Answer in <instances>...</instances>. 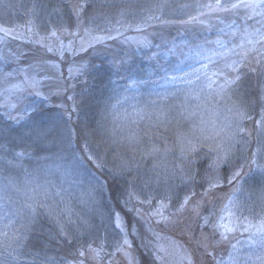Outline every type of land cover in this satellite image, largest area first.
Instances as JSON below:
<instances>
[{"label":"trees","instance_id":"trees-1","mask_svg":"<svg viewBox=\"0 0 264 264\" xmlns=\"http://www.w3.org/2000/svg\"><path fill=\"white\" fill-rule=\"evenodd\" d=\"M207 1L87 0L78 21L70 6L77 0H0V25L20 33L31 27L34 38L36 33L49 35L50 27L61 29L58 33L63 36L69 33L77 38L85 29L109 36L114 26L127 27L116 38H106L102 45L61 63L56 58L53 64L39 65L35 61L39 51L34 49L36 56L32 57L28 41L8 45L20 65L14 66L13 60L0 52V88L5 87L1 83L7 78L20 76L22 66L32 77L45 76L48 87L61 86L58 96L50 99L21 96L20 116L15 120L16 111L2 103L0 96V208L5 223V230L0 232V264H76L80 259L77 250L82 246L98 248L103 244L104 252H111L121 232L137 264L160 263L158 247L174 236L165 221L150 215L157 202H143L136 195L152 191L156 186L151 180L161 179L164 169L177 165L185 171L186 181L168 187L160 182L156 191L168 202L165 215L170 216L183 197L205 194L209 177L218 180L220 187L208 192V197L214 198L219 188L225 191L237 186L248 195L255 212H264V174L255 171L253 162V153L264 151V127L258 129L256 125L264 113V42L256 43L264 35V8L256 10L259 15L246 9L197 10V5ZM234 2L238 0H222L225 4ZM154 13L160 20L145 25L146 18ZM192 16L197 19L179 23ZM245 32L249 36L242 39ZM213 52L218 57L209 67L212 75L217 72L212 76L217 81L210 89H202V109L193 108L190 113L186 111L190 116L182 115L184 104L179 95L171 98V92L165 90L166 94L163 81L179 66H189L196 56ZM220 52H224L222 57ZM227 65H234L236 71ZM72 66L79 70L69 77ZM237 75L240 79L221 91V85ZM69 95L71 100H67ZM123 96L133 100L124 101L122 106ZM217 100L220 106L215 104ZM239 113L246 117L240 119ZM214 115L226 124L231 120L234 127L231 145L225 142L224 149L229 152L218 165L215 155L216 148H221L218 135L222 126L219 130L208 126L215 136L207 130L198 136L194 128L202 127V116L207 119ZM147 131L160 149L169 144L177 149L184 144L178 137L183 134L185 144L190 140V156L161 168L157 154L150 151L152 144L142 140ZM236 171L240 177L229 184ZM26 204L35 211L28 210ZM213 206L214 202L207 200L201 217L213 215ZM202 218L195 236L212 232ZM148 223L163 228L164 235L154 228L151 233L144 230L143 224ZM61 228L67 235L61 234ZM109 259L101 264H114Z\"/></svg>","mask_w":264,"mask_h":264},{"label":"rangeland","instance_id":"rangeland-1","mask_svg":"<svg viewBox=\"0 0 264 264\" xmlns=\"http://www.w3.org/2000/svg\"><path fill=\"white\" fill-rule=\"evenodd\" d=\"M215 0H208L207 2H202L199 5H206L209 3H215ZM197 5V4H196ZM197 5V7L199 6ZM207 8H200L198 7L197 10H202ZM158 13H154V15H157ZM149 20L148 22H150ZM153 21V20H152ZM127 28L124 25H116L112 29V35L104 36L105 39L103 43L106 40V38L111 37L110 40L116 38L119 35H121L122 31ZM29 29V28H28ZM128 29H131V26H128ZM53 30L52 27H50L48 33H50ZM81 31V30H80ZM81 36L77 38V35H62L61 33H57L56 37H51L43 42L42 46L41 44L35 43V41L39 38L38 36L36 38L31 37V34L29 31L23 30V32H17V30H14L13 35L19 36V38H12L8 37L6 38V42L1 44L0 46V52L6 53L12 61V64L14 66L20 65L21 63L18 62V58L14 56V53L9 48V43H17L19 46L20 44H26V41H28L29 46L31 47L32 57H35L36 52L33 50L36 49V51H39L37 54L38 57L35 59V61L39 62L40 64L48 63L53 64L52 59H56L57 61L60 60V63L67 60H72L74 57L76 58L79 54H81L83 51H86L88 48L93 47L96 44L102 45L103 43H96L91 35H87L85 31H81ZM66 33V31H64ZM249 32H245L241 35V38H247L249 36ZM92 35H101L98 33H95ZM40 36H47V35H40ZM103 36V35H101ZM63 37V38H62ZM140 41L143 39L139 38ZM136 44L133 42V45ZM48 46H50L53 50L50 52L48 51ZM222 50V48L220 47ZM219 49V50H220ZM225 52V51H224ZM224 52H220V56L222 57ZM217 54L213 53H207V55H201L196 56V59L191 62L189 66H179L178 70L171 71L168 73V75L164 79V92H171L168 95H171L170 97L173 98V96L179 95L178 99L184 104L182 109V115L187 114L193 111V108L202 109V89L206 88L210 89L211 86H213L217 78L212 77V72H210V65L216 60L218 56H215ZM207 57H210L208 59ZM55 64V63H54ZM206 66V67H205ZM228 66V65H227ZM74 71L69 72V77L75 75L79 70L78 66H72L71 67ZM20 69L22 74L15 78H7V81L2 82L1 84L5 87L0 88V96L3 98L2 103L8 104L9 108L13 109L14 115L12 117L13 120H15L18 116H20L19 110L21 109L20 105V99L21 96L23 97H29L33 94V96H37L44 99H50L53 96H58L59 90L61 88L60 85L55 84L56 86L54 88L48 87L46 85L47 80L45 76L43 78H39L41 83L38 86V91L40 95H36L35 91L29 87V83L31 81L32 76L29 74L24 73V67L22 66ZM215 73V72H214ZM217 73V72H216ZM216 76V75H215ZM172 77L177 78H183V79H176L172 80ZM37 79V78H36ZM46 80V82H44ZM190 81V82H189ZM18 86V88L16 87ZM166 90V91H165ZM50 93V95L45 94ZM216 89L214 90V92ZM62 92V90H61ZM167 94V93H166ZM46 96V97H44ZM50 97V98H49ZM71 97L67 98L71 100ZM190 97V98H189ZM191 100V105H188V100ZM122 101L121 105H124V101L130 102L133 100L132 97L128 98L127 96H123V98H120ZM66 100V101H67ZM197 100V101H196ZM204 100V99H203ZM65 101V103H66ZM195 104V105H193ZM217 106H220L221 103L217 100ZM214 104V105H215ZM18 105V106H17ZM188 110V113L186 112ZM180 114V115H181ZM204 115V114H203ZM190 116V115H189ZM201 119V125L194 126L196 133L198 136H202L204 130H207L209 134H212L215 136V131H209L208 126L211 124L215 128L221 127L220 134L218 135L220 139V149L216 148V155L215 158H217L218 162L217 165L220 164L226 155L225 152L227 151L225 148V142L231 145V129L234 127L231 126V120H228V124L221 122L220 118L216 115L210 116L207 119H204L202 116ZM205 125L203 124V121ZM233 123V122H232ZM225 127V128H224ZM228 128V130H226ZM219 130V129H218ZM223 132V133H222ZM180 141L184 139L185 144V136L183 134H180L179 136ZM151 132L147 131L142 140H146L150 144H152V148L150 151H153V149H156V151H153L157 154V163L161 168H166L168 163L171 161H175L174 164L181 163V160H186V156H190V154L187 152L189 151V144L190 140L186 141L185 147L184 144L180 143V146L177 149H172L171 144L169 146H164L163 149H160L158 144L156 143L153 145L151 142ZM139 140V137H138ZM195 144V143H194ZM230 150V149H229ZM232 150V149H231ZM146 150H143L142 152H145ZM172 151H176V153L172 154ZM91 156V155H89ZM92 157V156H91ZM94 164L97 165L94 158L91 159ZM254 168L255 171L259 174H264V151L260 152L259 149L255 152V158H254ZM39 167V165L36 166V168ZM149 175V173H148ZM158 177V175H156ZM172 177V178H170ZM186 181V173L183 170V168L179 167L178 165L176 168H166L163 170L160 177L157 178L156 181L154 179L151 180L152 183L155 184V188L152 191H146L142 195H139L137 199L143 201V202H149L151 200H155L157 203V206L159 207L161 204L168 206V202L166 198H164V194H158L156 191L161 188V186H158L161 183H163L164 187H168L171 183H179ZM208 184V183H207ZM218 183L217 187H220ZM31 187V185H30ZM234 187V186H233ZM228 188L225 191L221 190L219 188L216 192L213 193L215 195L214 198L208 197L206 194L195 196H191V201L187 207V210L178 218L174 219L172 222H165V227L168 229V232L173 236L174 238L171 241H164L162 246L158 247V251L160 252V263L158 264H233V261L230 259V253L234 252V249L232 245L236 246V249L240 251L241 259L236 261V264H261L259 260L256 259V255H260L262 253L261 247L259 244H252L250 241H257L261 239L260 234L257 232V229L261 226L262 222H264V212H258L253 209V207L249 203V197L248 195L242 191L237 186L234 188ZM212 191V190H211ZM210 191V192H211ZM204 195H206L204 197ZM144 196V197H142ZM186 197V196H185ZM183 197L182 199L184 200ZM1 199V198H0ZM146 200V201H144ZM182 200V201H183ZM209 200L212 203L214 202L213 206V215H209L205 218L210 219V227H212V232H210V235L207 236L204 232L199 233L197 236H195L197 233L195 232V229H197L199 220L202 218L201 215H203V207L205 206L206 201ZM231 200V203L229 201ZM196 207V210L193 211V207ZM175 211V210H174ZM173 211V212H174ZM171 212V214L173 213ZM1 208H0V232L5 230V223L1 220ZM141 216H144L143 213ZM171 216V215H170ZM221 217L223 219L221 220ZM219 220V223H223L227 225L228 227L232 228L233 230L226 233L227 239L222 240L221 236L219 234V231H215L213 228V225L217 224ZM202 222H204V216L202 218ZM247 226L248 230L245 231V227ZM144 230H149L151 233L152 229L154 228L155 232H159L161 235H164V229L155 226L153 223L143 224ZM151 230V231H150ZM222 231V229L220 230ZM242 234V235H239ZM123 233H119L120 237L119 239H115L112 243V246L110 247L111 252L114 251V245L117 242L123 241L125 238L122 236ZM152 236L155 238L156 236L152 234ZM123 237V238H122ZM121 239V241H120ZM157 237V241H158ZM157 248H152V252L154 251L155 254H157ZM162 249V250H161ZM127 255L123 253H116L114 256L109 257L110 259L108 262L114 263V264H137L138 261L136 259L135 253L132 250V247L126 249ZM152 253V254H154ZM251 255V260H245L243 257H247ZM157 256V255H156ZM88 262H93L96 264V262L92 260H88Z\"/></svg>","mask_w":264,"mask_h":264},{"label":"snow or ice","instance_id":"snow-or-ice-1","mask_svg":"<svg viewBox=\"0 0 264 264\" xmlns=\"http://www.w3.org/2000/svg\"><path fill=\"white\" fill-rule=\"evenodd\" d=\"M73 11V14L77 17L78 21H80L81 19V14L84 12L85 8L88 6L87 0H77L76 3H73L70 5ZM198 7L200 8H207L210 12H214V11H232V10H237V9H246V10H250L252 13L259 15L260 13H258L256 10L258 8H264V0H238V2H234V3H230V4H225L222 3V0H215V3H209L206 5H199ZM121 15H123V13H121ZM200 15H204L203 12L200 13ZM197 17L192 16L189 18V20L185 21V20H180L179 23L184 24V23H189L193 20H196ZM149 20H160L159 16L156 15H149L146 20L144 21V24L147 25ZM162 23H166L168 21H161ZM31 23V21L29 22ZM117 23H119V21H117ZM138 30L140 28V26L138 25ZM32 28L29 27L28 31L32 32ZM61 29H56L53 28V30L49 33V35L47 36H40L39 33H36V35L39 37L35 43L37 44H41L43 45V42L45 40H47L49 38V36L51 37H56L58 31H60ZM0 33H2V35H0V43H4L6 42V38L8 37H12V38H19V36H14V29L9 28L7 26H3L0 25ZM85 33L87 35H91L92 39L96 42V43H103L105 37L101 36V35H92V29H85ZM111 38V37H108ZM260 42H264V35H261L259 40L256 41V43H260ZM217 43H220L219 41ZM249 43H252V41H249ZM53 49L48 46V51H52ZM261 55H264V53H261ZM208 59H210V57H207ZM259 63V61H257ZM206 67V66H205ZM228 67L232 68L233 71H236V68L234 65H228ZM42 70V69H41ZM78 71V69H76ZM74 70L72 68L69 69V72H73ZM213 75H217V73H213ZM172 80H176V79H183L181 78H177V77H172ZM240 79L239 75H237L234 79L232 80H226L225 83L223 85H221V91H224L230 84H235L236 81H238ZM190 82V81H189ZM41 83V81L39 79H36L35 77L31 78V81L29 83V87L32 88L35 91L36 95H40L39 91H38V86ZM18 88V86H16ZM246 117L245 113H239V118L240 119H244ZM247 118H251V117H247ZM256 125L258 129H261L262 127H264V113L261 114V118L260 120L256 121ZM241 131H243V129H241ZM193 151H195V149H192ZM153 151H156V149H153ZM17 156H22L23 153H16ZM253 156H255V153H253ZM89 159H92L91 156H89ZM255 162V161H253ZM215 163V162H214ZM99 166V165H98ZM241 173L240 171H236L235 173H233V175L229 178V184H232L233 181H235L238 177H240ZM189 179H191V177H188ZM208 187L205 189V194H207L208 192H210L212 189H214L215 187L218 186L219 181L209 177L208 178ZM132 194L130 193V196ZM194 195V193H193ZM191 201V196H186L184 198L183 201L180 202L179 206L176 207L175 211L171 214V216L165 215L164 214V209L166 208V205L161 204L159 207H157L156 209H154L150 215L154 216V217H160L161 220L165 221V222H172L174 219L178 218L179 216H181L186 210L187 207L189 205ZM151 201H149L150 203ZM229 203H231V200L229 201ZM25 207L30 210V211H35V209L33 208L32 205L30 204H26ZM196 207H198V205H196L195 207H193V211L196 210ZM117 221L119 220V216L117 215L116 217ZM223 219V217H221V220ZM210 221L208 218H204V225H209ZM117 228H120L121 231H123L122 225L120 223L116 224ZM213 228L215 231H219V234L221 236L222 240H226L227 239V235L226 233L232 231L233 229L228 227L227 225L223 224V223H217L215 225H213ZM222 229V231H220ZM248 228L247 226L245 227V231H247ZM257 232L260 234L261 239L259 240V242L257 241H250V243L252 244H259V246L261 247L262 250H264V222H262L261 226L257 229ZM61 234L63 235H67L66 233H64L63 228H61ZM6 235V234H5ZM17 240H19V237H16ZM130 247L129 241L128 239L125 237L121 242H117L114 245V251L113 252H104V245L101 244L98 248L97 247H93V245L89 244L87 246V248H83V246L77 250V255L80 259L77 260L76 264H87L88 260H92L94 262H96V264H101V262L105 259V258H109L111 256H114L116 253H123L125 255H127V251L126 249ZM234 252L230 253V259L233 261V264H236V261H238L239 259H241V254L240 251L238 249H236L235 245H232ZM162 250V249H161ZM9 255H11V253H9ZM13 259H15V257H13ZM243 259L245 260H251L252 256L249 255L247 257H243ZM256 259L259 260L261 262V264H264V251H262V253L260 255H256ZM131 264V261H130ZM189 264H191V262H189Z\"/></svg>","mask_w":264,"mask_h":264}]
</instances>
